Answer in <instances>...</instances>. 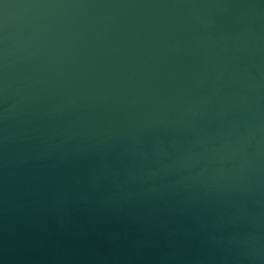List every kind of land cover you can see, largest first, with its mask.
<instances>
[{"label":"water","instance_id":"obj_1","mask_svg":"<svg viewBox=\"0 0 264 264\" xmlns=\"http://www.w3.org/2000/svg\"><path fill=\"white\" fill-rule=\"evenodd\" d=\"M0 264H264V0H0Z\"/></svg>","mask_w":264,"mask_h":264}]
</instances>
